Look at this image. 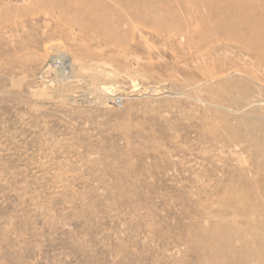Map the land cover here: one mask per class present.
I'll use <instances>...</instances> for the list:
<instances>
[{
  "label": "rangeland",
  "instance_id": "rangeland-1",
  "mask_svg": "<svg viewBox=\"0 0 264 264\" xmlns=\"http://www.w3.org/2000/svg\"><path fill=\"white\" fill-rule=\"evenodd\" d=\"M149 2L0 0V264H264V0Z\"/></svg>",
  "mask_w": 264,
  "mask_h": 264
},
{
  "label": "bare ground",
  "instance_id": "bare-ground-1",
  "mask_svg": "<svg viewBox=\"0 0 264 264\" xmlns=\"http://www.w3.org/2000/svg\"><path fill=\"white\" fill-rule=\"evenodd\" d=\"M110 2L114 3L115 6H120V7L127 6V7H130V8L136 7L139 4H141V5L144 4L145 5V4L150 3L149 0H110ZM108 12H110V11L108 10Z\"/></svg>",
  "mask_w": 264,
  "mask_h": 264
}]
</instances>
